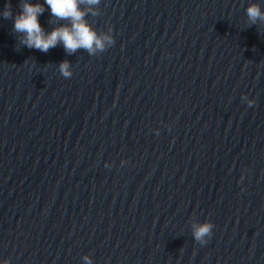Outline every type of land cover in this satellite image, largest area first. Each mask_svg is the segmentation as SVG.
I'll return each mask as SVG.
<instances>
[{
	"label": "water",
	"instance_id": "water-1",
	"mask_svg": "<svg viewBox=\"0 0 264 264\" xmlns=\"http://www.w3.org/2000/svg\"><path fill=\"white\" fill-rule=\"evenodd\" d=\"M253 3L264 11V0H100L85 19L114 43L93 55L28 48L0 17V260L264 264ZM39 21L68 23L46 5ZM205 220L201 245L193 225Z\"/></svg>",
	"mask_w": 264,
	"mask_h": 264
},
{
	"label": "clouds",
	"instance_id": "clouds-1",
	"mask_svg": "<svg viewBox=\"0 0 264 264\" xmlns=\"http://www.w3.org/2000/svg\"><path fill=\"white\" fill-rule=\"evenodd\" d=\"M100 0H43V3L36 0H22L19 5V11L13 14L9 5H5L0 10V17L9 18L13 20V30L22 34V43L28 48L38 49L46 52L49 48L55 47L58 43L62 44L65 51L69 54L74 53L77 49H85L89 55L96 52H102L107 46L114 43L112 35H101L92 28V26L85 19L89 12L96 14L91 6L97 5ZM87 3L90 7L85 11L81 5ZM45 5L51 16L56 20H66L67 24H61L54 27L51 31H45L39 21V17L45 12ZM246 14L252 23L258 19L264 20V11H261L259 4L253 3L246 8ZM109 32H112L109 27ZM61 75L65 78L70 77L72 72L67 61L60 63ZM247 104L251 106L254 100L247 99ZM158 133V130H156ZM121 165L125 161L121 160ZM111 165L105 164V167ZM214 225L205 220L203 223L193 225V238L201 245L207 243V238L212 234ZM84 264H93L89 255L81 257ZM0 264H9L7 260H0Z\"/></svg>",
	"mask_w": 264,
	"mask_h": 264
}]
</instances>
